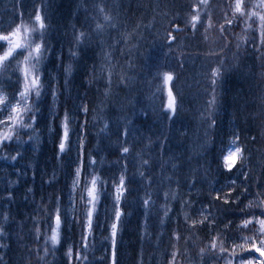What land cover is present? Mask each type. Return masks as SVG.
<instances>
[{
  "label": "snow or ice",
  "instance_id": "obj_1",
  "mask_svg": "<svg viewBox=\"0 0 264 264\" xmlns=\"http://www.w3.org/2000/svg\"><path fill=\"white\" fill-rule=\"evenodd\" d=\"M44 7L39 0L25 13L23 0H6L3 8L12 22L0 28V177L6 189L0 260L14 224L22 264H58V257L65 264H119L123 233L139 210L132 264H264V0L149 3L139 7L151 16L131 23L120 0H78L76 12L85 22L65 29L67 58L63 52L57 57L61 72L50 86L44 68L54 47L48 38L53 25ZM186 41H198L214 57L199 72L196 85L208 81L207 95L194 109L181 99L191 86L178 69L198 58L185 51ZM157 42L176 67L146 75ZM89 46L96 49L86 73L92 94L77 98L73 110L66 98ZM249 50L259 63L255 103L234 109L217 161L223 78L241 67ZM45 93L52 110L47 131L56 134L55 161L43 174L49 189L40 194L26 185L22 199L32 208L18 218L13 190L38 175ZM178 118L190 126L176 128ZM144 122L158 127L143 130ZM66 170L67 202L59 186ZM69 223L79 229V240L65 244Z\"/></svg>",
  "mask_w": 264,
  "mask_h": 264
},
{
  "label": "trees",
  "instance_id": "obj_2",
  "mask_svg": "<svg viewBox=\"0 0 264 264\" xmlns=\"http://www.w3.org/2000/svg\"><path fill=\"white\" fill-rule=\"evenodd\" d=\"M32 1L36 4L39 3V0H32ZM51 1H53V0H44L45 6L48 5L47 2L50 4ZM77 2H78V0L74 1V4H75V9H74L75 11L74 12L68 13L64 6H61L60 9L53 8L52 12L50 14L51 17H47V15H46L48 21L53 25L55 23H60L65 16H68L71 18L72 22H78V23L85 22V17L82 14H77V12H76ZM108 2H110V0H108ZM126 2L127 1H125L123 4H126ZM157 2L167 3L166 0H130V2H128V6L126 9V14H127L126 18H128L129 23L135 21L136 18L140 17V16H145V15H147L149 17L151 16V13L149 12V10L146 7L141 8V7H139V5H147L149 3L155 4ZM174 2L178 3L179 0H173V3ZM4 5H5V3L2 0H0L1 12H3ZM10 16L12 17L11 14H10ZM7 20H8V18L5 15V22H4V24L0 25V28H5V29L7 28V25H6ZM11 22H12V19H11ZM49 36H52V37H49V40L51 41L52 45H54V47H53L51 57L47 60V62L45 64L44 70L46 73L45 79L48 81L49 86H50L52 83L53 74L61 72V69L58 66V59H57V56H55L56 54H55L54 49H63L65 51H67V46H68L69 40L57 37L52 31H50ZM212 38H213V36H212ZM213 39H215V38H213ZM2 43L3 42H0V44H2ZM155 49H156L155 53L160 59H159V61L156 59H153L151 61V62H153V65L149 69V72H150V70H153V67L156 65H162L161 67H168L170 64V62H168V61H170L171 58L167 57L166 49L163 51L162 46L161 47L156 46ZM0 50H2V49H0ZM91 50L93 51L92 54L94 55V58L92 60V62L94 63V61L96 59L95 54H94V51L96 50L95 46H91ZM185 51L189 52V50H186V49H185ZM153 52H154V50L151 49L150 59H152V53ZM191 52H194V51H191ZM197 52L198 51H196L195 53H197ZM197 56H198V58L203 57V58L207 59V61L214 59V57H207V55H202L199 53H197ZM248 56L251 59H253L252 63L248 66H245V65L242 66L241 65V67L239 68V69L244 71V74L247 77L248 81L246 80L247 81L246 82L244 79L240 80V76H238V77L237 76H231L229 78L228 85L231 88V94H233L232 98H236V103H234L232 106H229V111H227L228 112L227 115H222V116L219 115V123H220V121H221V123L218 124L217 134H216V136H217L216 144H215L214 149H213V151L216 154V160L217 161H218L219 155L223 151H225V145L227 144L226 133H228L231 130L229 128V126H227V128H225V124L223 122L224 119H225V121H227V118L232 120L234 109L236 107L244 104L245 102H247V106L249 108L253 107L254 103H255V96L258 92L259 86H258L257 82H252V80H253L252 78L255 77L254 73L259 70V63L257 61L256 54L251 52V50H249V55H247L246 57H248ZM83 57H84V54H83ZM65 58H67V53L65 54ZM82 61H83V59L80 62L79 70L74 74V77L72 79V95L70 97L66 98V105L71 107L73 110L75 109L74 101L77 98L84 97L86 93L89 96L92 94L89 91L88 85L86 83V73H87V69L89 67L86 69L85 66L82 65ZM207 61H206V63H208ZM89 63L91 65V60H88V64ZM255 68H256V70H255ZM249 69H251V71H249ZM181 70L182 69H180L179 71H181ZM198 71H199V69H198ZM238 71H240V70H238ZM206 82L208 83V81H206V80L200 81L201 84L206 83ZM255 90H257V91H255ZM186 94H189L188 91L181 98H184ZM232 98H230L229 100H231ZM198 103H200V102H198ZM49 105H50V98L48 97V94L45 93L44 98L39 103V107H40L41 111L39 113V120H38L39 126L41 127V129L44 132L46 131V126H47V123L49 122V112H50L49 111L50 110ZM228 105H229V101H228ZM185 120L187 122H185ZM180 122H182L183 124L177 122L175 124L176 128H183V127H189L190 126V121L188 119H181ZM231 125L234 126V122ZM140 127L143 130H155L158 126L157 125L150 126L148 124V122H144V123L140 124ZM241 127H243L245 134H247L250 131L249 127L245 124H241ZM173 147L174 148H182L181 145H173ZM113 155H115V153H113L112 156ZM54 161H55L54 144L50 145L48 143V140L46 139V136H45V144H44L43 151H42L40 158H39L38 175H37L36 179H34V180L31 179V177H28L27 179H25L23 181V183L20 186H18L16 189L13 190L15 193V196H16V200L12 204V207L17 203V201L22 200V193H23L24 187L28 184L35 185V188H37L38 184L40 183L46 187V192L48 191L49 186L44 183L43 174H44L45 168L51 169ZM20 166L26 168V165H24V166L20 165ZM71 166L72 165H69V162L67 160L66 167L68 169H70ZM0 178L2 181L3 178L2 177H0ZM69 179H70L69 172L66 170L64 173V176L60 180L59 186H62L63 188H65L67 190ZM0 188H1L0 196H2L4 194V192L6 191L4 181L2 184H0ZM5 204H6V201L0 200V209H3L5 207ZM139 216H140V212L138 210L135 213V215L133 216V218L131 219L129 227L123 233V238L121 240V241H123V245H122L123 250L119 247V264H132V262L135 259V254H129L126 252V246L132 244L133 241L136 239V233H137L136 225L139 223ZM9 228L13 234L8 237V240H7L8 247L5 250H3L4 251V258H3V260H0V264H22V262H21V251H22L21 242L18 240L17 236L15 235V231H16L15 225L14 224L9 225ZM74 240L77 242L79 240V229L78 228L74 229L71 226V224L69 223L65 227V244L71 243ZM122 253L127 254L126 257L128 256V258L126 260L122 257ZM253 255H255V254H253ZM58 264H65V262L62 261L58 257ZM95 264H101V262L97 261V262H95Z\"/></svg>",
  "mask_w": 264,
  "mask_h": 264
},
{
  "label": "bare ground",
  "instance_id": "obj_3",
  "mask_svg": "<svg viewBox=\"0 0 264 264\" xmlns=\"http://www.w3.org/2000/svg\"><path fill=\"white\" fill-rule=\"evenodd\" d=\"M61 6H64L67 10V12H74L75 10V4H74V1L75 0H71L70 2H66V0H63V1H58L56 0ZM32 3H34L32 1ZM24 11L27 13V12H30L29 9H24ZM83 21V20H82ZM72 23V20L70 17L68 16H65L63 18V20L60 22V23H55L53 24V27L51 28V31L59 38H62V39H67L69 40V38L65 35V29L69 26V24ZM213 38H215V34L213 33L212 34ZM189 47H187V49L189 51H198L197 53L199 54H202V55H207L206 53V50L203 46H198V41H191L189 43ZM163 47V46H162ZM55 50V56H59V54L61 52L64 53V56L65 54L67 53V51L63 50V49H54ZM91 46H89L88 48L85 49L84 51V57H83V61H82V65L85 66V68L87 69L90 65V63L88 64V60H91V64L93 63L92 60L94 58V55L92 54L93 51L91 52ZM96 50L94 51V54H95ZM96 57V55H95ZM152 61V60H151ZM150 60L147 61L146 63V66H145V74H148L149 73V69L152 67L153 65V62H151ZM253 59H251L249 56L248 57H245L242 61V66H248L252 63ZM88 70V69H87ZM240 70V71H238ZM242 70L241 69H237V70H230L227 72V74L224 76L223 80H226V82L228 83L229 82V78L231 76H240L242 75ZM244 72V71H243ZM208 87V83H203L199 85V89H201V92L203 91V89L207 88ZM195 90H198L197 88H194ZM188 93H192V91H188ZM196 94H200L199 91L196 92ZM48 143L51 145V140L50 138L48 139ZM115 155H113V158H114ZM75 154H71L68 156V162H69V165H72L73 162L75 161ZM0 181H1V178H0ZM36 191L40 194H44L46 193V187L42 184H38L37 188H35ZM64 190V198H65V202H67V197H68V191L63 188ZM32 208V205L28 202V201H25V200H20V201H17V203L12 207V212H13V215L17 216L18 218H23L25 217L28 212L31 210ZM122 245H123V241H121L120 243V248L123 250L122 248ZM138 247H139V243H138V240L137 238L133 241L132 244L130 245H127L126 246V252L129 253V254H135V252L138 250Z\"/></svg>",
  "mask_w": 264,
  "mask_h": 264
},
{
  "label": "rangeland",
  "instance_id": "obj_4",
  "mask_svg": "<svg viewBox=\"0 0 264 264\" xmlns=\"http://www.w3.org/2000/svg\"><path fill=\"white\" fill-rule=\"evenodd\" d=\"M2 1L4 3L6 2V0H2ZM58 1H63V0H58ZM70 1L71 0H66V2H70ZM125 1H127L126 4H123ZM110 2H111V0H110ZM128 2H130V0H120V3L122 5V10H123V15H124L125 18H126V15H127L126 14V9H127V6H128ZM166 2L167 3H173V0H166ZM47 4L48 5L44 7V13H45V15H47V17H51L50 14H51L53 8L60 9V7H61V5L56 0L51 1L50 4L47 2ZM34 5H36V3H32V0H23V7H24V9H29L31 11L32 8L34 7ZM49 5H50V7H49ZM0 12H1V10H0ZM1 13H3V12H1ZM3 14L6 15L7 18H8V20L6 21V25L8 26V24L11 23L12 17L10 16L9 13H3ZM49 37H52V36H49ZM151 39H152V37H149V40H151ZM190 42L191 41H186L187 44H189ZM156 46H160V47L163 46V51L166 49V46L162 42L155 43L153 45V47H152V50H154V52L152 53V59H150V57H149V60L150 61L153 60V59H156V60L159 61V59H160L156 55V53H155V50H156L155 47ZM185 49L188 50L187 48H185ZM168 62H170V66L171 67H176V64H175V61L174 60L171 59ZM204 64H206V62H198V60L196 61L195 68L199 69V71L197 73L195 70L193 72L194 63L191 62V61H189L186 64L185 68L180 71L181 72V79H185L187 81V85H190L191 86V90L190 91H195L194 88H197L198 91L200 92V94H196V96H193L192 93H189V94H186L184 98H181L183 103L187 104L189 107H191L193 109L197 106L198 102H202L203 101V98L207 95V93L204 90L201 92V89H199V85L200 84H197L196 85V80H198L200 78L199 77V72L202 70V65H204ZM161 66L162 65H156L155 70H156L157 67H161ZM178 70H180V69H178ZM149 73H154V71L153 70H150ZM241 73H242V75H240V80H243L244 79L246 81L247 80V77L245 76L243 70H242ZM195 75H196V78H195ZM223 93H224V96H223V104H222L221 111H220V114H219L221 116L222 115H227L228 114L227 111H229V106H232L234 103H236V98H232L233 97V94H231V88L229 87V85L226 82V80H223ZM230 98H232V99L229 100ZM141 100H143V97H141ZM228 101H229V105H228ZM180 120H181L180 118L176 119L175 124L177 122L178 123H182V122H180ZM185 122H187V121L185 120ZM223 122L225 124V128H227V126H229L230 129L233 127V125H231V124H233V120H230L229 118H227V121H225V119H224ZM220 123H221V121H220ZM148 124L150 126L155 125V124H152L150 122H148ZM50 134L52 135L53 133H50ZM0 163H1V161H0ZM1 183H3V181ZM126 255L127 254L122 253V257L125 260L128 258V256L126 257Z\"/></svg>",
  "mask_w": 264,
  "mask_h": 264
}]
</instances>
